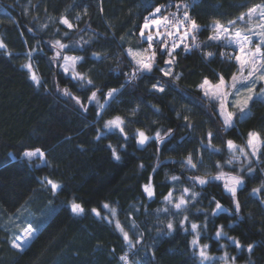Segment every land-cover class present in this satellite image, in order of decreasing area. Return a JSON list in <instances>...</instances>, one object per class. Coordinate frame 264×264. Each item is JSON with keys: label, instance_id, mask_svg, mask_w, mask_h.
<instances>
[{"label": "trees", "instance_id": "trees-1", "mask_svg": "<svg viewBox=\"0 0 264 264\" xmlns=\"http://www.w3.org/2000/svg\"><path fill=\"white\" fill-rule=\"evenodd\" d=\"M263 3L0 0V42L5 45L0 48V264H123L122 256L130 264H201L198 249L190 243L195 236L191 223L200 226V244H207L209 255L217 258L204 264H221L218 258L224 253L236 257L235 264H264V190L252 194L264 182V148L257 159L247 147L250 131L264 139V103L251 101L248 116L236 115L233 127L225 131L217 103L199 89L205 78L217 83L222 75L228 82L239 71L235 49L208 39L214 32L211 24L228 25L248 8ZM169 4H191V15L200 26V46L185 50L180 42L174 47L175 40L159 24L163 35L154 37L155 66L149 73L138 74L128 47L149 46L141 36L145 17L157 7L168 11ZM62 18L73 27L61 23ZM156 29L150 22L143 30L146 36ZM177 33L185 36L180 28L170 36ZM56 41L67 47L59 49ZM160 41H166V46ZM170 49H174L171 55ZM58 51L60 57L53 60ZM208 53L212 55L206 58ZM66 55L82 58L75 72L84 75V81L63 71ZM169 59L167 76L160 69ZM28 63L39 84L23 67ZM133 73L135 79H131ZM65 89L70 95L64 94ZM111 89L118 91L101 112L99 105L106 102ZM92 92L98 102L88 100ZM117 116L124 121L127 139L119 129L104 128L106 121ZM137 130L151 139L139 145ZM157 132L162 140L156 139ZM209 132L213 134L210 143ZM228 140L244 147L248 157L237 148L235 155L240 159L225 164L233 155ZM36 149L44 153L47 163L23 156ZM189 155L196 168L187 166ZM249 166L254 169L251 174ZM221 170L244 178L236 195L240 219L221 180L200 185L189 179H210ZM172 176L179 179L174 181ZM45 178L60 186L55 193ZM146 185L154 193L151 198L144 191ZM185 188L190 191L185 193ZM170 192L172 203L164 199ZM192 192L198 193L195 200ZM182 195L188 204L180 211L173 204ZM72 201L82 205V214L71 211ZM217 201L226 211L213 215L219 211ZM104 204L116 209L117 218L107 215ZM185 216L188 231L180 226ZM117 220L130 242L116 229ZM169 221L175 229L171 234L166 227ZM29 223L38 229L36 237L23 251L13 248L17 225ZM221 225L227 236L217 240ZM228 237L240 240L242 248L237 249ZM249 243L254 245L251 253Z\"/></svg>", "mask_w": 264, "mask_h": 264}, {"label": "snow or ice", "instance_id": "snow-or-ice-1", "mask_svg": "<svg viewBox=\"0 0 264 264\" xmlns=\"http://www.w3.org/2000/svg\"><path fill=\"white\" fill-rule=\"evenodd\" d=\"M161 7L155 8V11L151 13V15L154 17L151 20L152 24H160L161 19L164 21V27H167L168 24H171L172 21L174 20L176 24H179L182 27H187L189 31L195 33L196 31L199 30V25L196 23L194 19L190 17L188 12L185 10L183 11V16L182 18L177 16V13H170L169 16H163L161 18H156V14L161 13ZM177 7V12L181 10V8L186 9L187 5H176ZM171 17V19H170ZM245 17H247V20L245 21ZM258 18V20H257ZM79 19V17H77ZM237 21H245L247 25L249 26L245 31L247 34H243L242 31H236L234 36H226L225 34L229 32V29L225 27L224 25L220 24L219 21H216L213 23L212 28L215 32L214 35L210 36L208 39L210 41H224L228 45H235L236 48H238L239 53L234 56V59L237 61L239 64V74H233L231 76L230 82H226L224 77L221 75L219 77V83L211 86L210 82L205 78L203 83L200 85V88L204 90V95L207 97L210 101L211 100H216L220 102V116L223 119L224 123V129L227 131L228 128L233 127L232 123V112H227V107L229 104L228 97L229 96H234L235 99L231 101V106L235 109H238L239 112L242 115V118L244 115H246L245 110L248 108L249 102L255 100H259L261 103H264V87H261L259 93L256 92L255 85L257 82L264 81V5L257 4L251 8H248L246 13H241L239 17H237V20L229 21V24L231 25H236ZM61 23L67 25L69 28L73 27V25L66 19L62 18ZM255 22V23H254ZM175 26V25H173ZM149 27V18L145 17V24L143 26V29H147ZM259 29L258 31L256 29ZM141 30V36L144 37L147 42L149 43V47H152V41L154 39L153 35L149 33L147 36H145L144 30ZM163 35L162 33L157 32V36ZM170 36L171 33H168ZM185 36H187V32L185 33ZM255 36L258 38V41L254 42L252 37ZM193 42H195L196 37L195 35L192 36ZM162 44L166 46L167 42L166 41H160ZM255 44L254 48L250 47L251 45ZM55 45L58 46L59 49H64L67 47V45H64L60 43V41H56ZM179 45H174V47H178ZM199 47V45H196ZM5 45L0 42V48H4ZM188 46L185 45V50H187ZM174 49L168 50V54L171 55L172 51ZM146 51V50H145ZM128 54L130 56H133L135 59L137 53H133L131 49L128 50ZM61 53L58 51L56 56L53 57V60L59 58ZM95 55V54H94ZM212 53H208L206 58L208 56H211ZM223 56L224 53H221ZM29 58H31V52L28 53ZM233 58V57H230ZM81 57H68L65 56V65L62 67L64 68V71H68L67 67V62L71 61L72 62V67L74 69L75 64L81 60ZM153 62L155 60V53H152V56L150 58ZM137 64L139 65L138 72L143 73L145 71L151 72L153 63H146L143 62L142 60H137ZM166 63H171V61H166ZM23 67L27 68L29 72L31 73V79L36 82L37 84L40 83V78L35 74V72L32 71V65L31 63L23 65ZM245 69H247V75H244ZM161 72H164L165 75H169L170 72H165L164 69H160ZM73 79L84 81L86 78L84 75L78 73V72H73ZM136 78V73H133L131 76V79ZM175 79H179V75L175 77ZM87 84H92V81L89 79L87 80ZM205 86H209V88H206ZM153 88H157V85H153ZM159 91H164L163 87H160L158 89ZM117 89H111L107 93L108 98H113L114 94L117 92ZM247 93L246 96H242V93ZM65 95H70L69 91L67 89L64 90ZM76 99V102L80 104V100L77 97H74ZM89 101H97V94L96 92H92L91 96L88 97ZM98 102V101H97ZM107 103V101H106ZM81 107H84V105L81 104ZM101 112L104 109V105L101 104L99 105ZM87 110V109H85ZM101 112H97V115H101ZM135 113V110L133 114ZM187 119V117H185ZM124 121L121 117L117 116L111 120H108L104 124V128L108 130H113V129H119L121 134H124V128H123ZM171 130H169L170 132ZM137 135H138V144L139 145H144L147 141H149L151 138L145 135L143 131L137 130ZM212 132L208 133L209 137V143L211 142L212 139ZM100 136H97V139H99ZM124 138L127 139L126 134H124ZM156 139L162 140L163 138L160 137L159 132L156 133ZM111 148L112 146L109 145ZM227 147L230 152L233 153L232 157L226 161H224L225 164L232 165L235 161H238L240 159L239 156L235 155V151L237 148H239L240 153L245 156V158L248 157L249 153L245 151L244 147H240L236 145L232 140L227 141ZM247 147L251 149V155L254 157H257L259 159L258 153H260L261 149L264 148V139L261 138L260 134L255 132V131H250L248 133V139H247ZM216 151H219V149H216ZM112 155L116 160L120 159V156L117 154V151L115 148H112ZM23 156L25 158H28L29 160L33 157L39 156L41 161L44 163H47V161L44 158V153L40 149H36L35 151H26L23 153ZM251 162L249 161V164ZM187 166L191 168H196V164L193 162L192 156L189 155V157L186 160ZM217 168L222 169V165L217 162L216 165ZM248 172L249 174L254 172V169H252L250 166L248 167ZM172 180H178L179 178L176 176L171 177ZM190 180H195L198 182L200 185H205L206 183H209L210 180H225L224 183V189L227 193H230L231 198L235 204V213L237 215V219L239 218V211H240V204L239 201L236 199L237 195V188L242 187L244 185V178L240 175H231L225 173L223 170L219 171V173L215 176H211L209 178L205 177H190ZM45 183L47 185L51 186V191L53 193L56 192V190L60 187L57 183L54 181L45 178ZM262 190H264V182L261 183V185L257 188L252 189V194L256 195L260 193ZM144 191L147 193L149 198L153 196V191L150 185H146L144 187ZM190 189L185 188L184 192L188 193ZM198 193L192 192L191 193V198L193 200L196 199ZM172 193L170 192L168 196H165L164 199L168 201L169 203H172ZM188 201L185 199V197L182 195L179 197L178 202L173 204V207L177 210H184L187 207ZM71 211L77 215L82 214L84 212V208L80 203H77L75 201H72L70 203ZM103 207L105 209H109L108 204H104ZM216 209L219 210L218 212H214L213 215H218L219 212L226 211L221 204L217 201L215 205ZM110 213L113 217L116 216V209L111 208L109 209ZM165 212L168 211V209H164ZM92 212L95 213L97 216L100 215V213L97 211V209L93 208ZM104 219H107V217H104ZM188 220V217L185 216L182 221H180V226L183 228L185 231H188L187 228H184V223L185 221ZM111 222V221H109ZM115 227L117 230H119L123 234V238L125 241L130 242L129 234L127 231L124 230L123 226L120 224V222L117 220L115 222ZM133 227L135 225L133 224ZM167 229H168V234H171L174 229V225L171 221L167 223ZM206 227V225H205ZM223 225H221L216 233V239L219 240L222 236H227V233L223 231ZM200 226L196 223H191V231L195 233L194 238L190 242L191 245L195 248L198 249V252L196 253L200 259L201 264H204L205 261H213L217 258L209 255L208 253V245L203 244L201 245L199 242L200 239V232L198 229ZM38 231L37 228H34L31 223L28 224V226L24 229H22L23 235L22 236H16L15 239L12 241V247L16 248L20 251L24 250L25 245L30 241V239L34 236V234ZM228 239L232 242V244L235 245L237 249H241L242 245L240 240H238L235 237H228ZM19 241V243L17 242ZM220 247H224V245H220ZM254 245L249 243L247 245V251L251 253L253 251ZM122 260L127 261V256H122ZM221 261V264H235V259L236 257H231L229 258L228 253H224L222 257L218 258Z\"/></svg>", "mask_w": 264, "mask_h": 264}, {"label": "rangeland", "instance_id": "rangeland-1", "mask_svg": "<svg viewBox=\"0 0 264 264\" xmlns=\"http://www.w3.org/2000/svg\"><path fill=\"white\" fill-rule=\"evenodd\" d=\"M260 5H264V3L263 4H260ZM247 20V17H245V21ZM257 20H258V18H257ZM245 21H237V24L236 25H231V24H228V25H224V24H222V25H224L225 27H227L228 29H229V32L228 33H226L225 35L226 36H234L235 35V32L236 31H242L243 32V34H247L246 33V29L249 27L248 25H247V23L245 22ZM255 23V22H254ZM221 24V23H220ZM155 28H157L155 31H154V33L153 32H151V34L153 35V37H157V32H159L158 31V26H159V24H152ZM211 25H213V24H211ZM163 26V21L161 20V22H160V26L159 27H161V28H164V27H162ZM257 31L259 30L258 28L256 29ZM178 31V30H177ZM160 33V32H159ZM215 34V32H213V34L212 35H214ZM148 35V34H147ZM146 35V36H147ZM211 35V36H212ZM161 36V35H160ZM160 36H158V38L160 37ZM183 38V39H182ZM182 38L181 37H179V33H177L175 36H169V39H174L175 40V43H176V45H179L178 44V41H180L181 40V43L180 44H182V45H187L188 47H190L191 48V46H190V44L188 43V42H185V40H184V38H185V36H182ZM168 39V40H169ZM252 39H253V41L254 42H256V41H258V38L257 37H255V36H253L252 37ZM164 40V39H163ZM152 42H154V39H153V41ZM215 42H221L222 44H224V45H228V44H226L224 41H215ZM228 46H231V47H233L234 49H235V51L237 52L235 55H237V54H240L239 53V50H238V48H236V46L235 45H228ZM254 46H255V44H253V45H251L250 47H252V48H254ZM152 48H154L153 46L150 48L149 46H139V45H137V46H129L128 47V50L129 49H131L132 50V52L133 53H137L138 55H136V57H135V59L133 58V56H130L129 54V57L132 59V61H133V63H134V65H135V71H136V73H138L139 74V72H138V68H139V65L137 64V60H142L143 62H146V63H153V67L155 66V60H154V62L150 59L151 58V56H152V53H153V49ZM146 50V51H145ZM66 56H68V57H79V56H74V55H66ZM80 61V60H79ZM78 61V62H79ZM168 61H170V59L168 60ZM65 60H63V62L61 63L62 64V66L63 65H65ZM76 65H77V63L75 64V67H74V69H73V67H72V62L71 61H68L67 62V67H68V71L67 72H65L64 71V68L62 67V69H63V71L65 72V73H67V74H70V75H72L73 76V72H75V69H76ZM239 66V65H238ZM153 67H152V69H153ZM161 69H164L165 70V72H170L171 73V66H170V63H167V65L164 67V68H161ZM143 73H149L148 71H145V72H143ZM141 74V73H140ZM163 74H164V72H163ZM237 74H239V71H238V73ZM170 75V74H169ZM244 75H247V69H245V72H244ZM168 76V75H167ZM228 82H230V81H228ZM219 82H217V83H212V82H210V85L211 86H214V85H216V84H218ZM206 88H209V90H211L210 89V87L209 86H205ZM261 87H264V81H261V82H257L256 83V85H255V88H256V92L257 93H259V91H260V89H261ZM199 89H201L200 88V86H199ZM201 91H202V94L204 95V90L203 89H201ZM116 94V93H115ZM114 94V95H115ZM247 95V93L245 92V93H242V96H246ZM205 96V95H204ZM106 101H107V103H108V101L111 99V98H108L107 96H106ZM235 99V97L234 96H229L228 97V100H229V104H228V107H227V112H232L233 113V116H232V123L234 124V117L236 116V115H239L240 114V116L242 117V115H241V113L239 112V110L238 109H235V108H233L232 106H231V101L232 100H234ZM213 101H215L216 103H217V105H218V113H219V115H220V102L219 101H216V100H213ZM251 102V101H250ZM250 102H249V105H248V107L250 106ZM106 102L105 103H103L104 104V106L107 104ZM249 108H247L246 110H245V112H246V115H244L243 117H245V116H248V114H249ZM221 117V116H220ZM221 120L223 121V119H222V117H221ZM224 124V123H223ZM229 129V128H228ZM251 150V149H250ZM37 157V159L39 158V160H41L40 159V157L39 156H36ZM33 158H35V157H33ZM42 162V161H41ZM230 174V173H229ZM232 175V174H231ZM222 181V183H225V180H221ZM239 188V187H238ZM237 188V189H238ZM58 190V189H57ZM56 190V191H57ZM111 208H113L112 206H109V209H111ZM109 209H105V210H107V215H109V217L111 216L112 217V215H111V213H110V210ZM24 210H23V215H25L24 214ZM54 212H55V210H54ZM36 216V215H35ZM37 217V216H36ZM116 218H117V214H116V216H115ZM114 217V218H115ZM27 223V222H26ZM28 226V224H22L21 226L20 225H17V227H19L18 229H19V231H15L16 232V235H13V236H22L23 235V232H22V229H24V228H26ZM32 226L34 227V225L32 224ZM35 228V227H34ZM35 234H37V232L35 233ZM34 234V236L30 239V241L27 243V245H25V247H24V249L32 242V240L36 237V235ZM15 237H14V239H15ZM13 239V240H14ZM18 243H19V241H17ZM16 249V248H15ZM18 250V249H17ZM129 259H128V257H127V261H124L123 260V264H130L129 262Z\"/></svg>", "mask_w": 264, "mask_h": 264}, {"label": "built area", "instance_id": "built-area-1", "mask_svg": "<svg viewBox=\"0 0 264 264\" xmlns=\"http://www.w3.org/2000/svg\"><path fill=\"white\" fill-rule=\"evenodd\" d=\"M169 5L170 6H169L168 11L165 9H161V13L156 14V18H161L163 16H169L170 13H177V16L182 18L183 11L186 10L188 12V14L190 15V17L193 19L192 15H191V10H190L191 4H186L187 8L186 9L181 8V10L179 12H177V7L173 6L172 4H169ZM178 5H181V4H178ZM148 18H149V23H150L154 17L148 16ZM170 19H171V17H170ZM163 25H164V21H163ZM173 25H175V26H173ZM162 27H164V26H162ZM179 28L182 29L184 31V33L187 32V36L184 38L185 42H188L192 48L198 49L199 47H197L196 45L198 44L200 46V40H199V36L197 34L198 33L197 31L195 33H193L191 31H189V29L187 27H182L179 24H176L174 20L172 21L171 24H168V26L164 27L163 29L166 30L167 34L171 33V35H172V34H174L175 31L179 30ZM193 35H195V37H196L195 42H193V39H192ZM180 42H181V40L178 41V43H180ZM152 46L155 47L154 42H152Z\"/></svg>", "mask_w": 264, "mask_h": 264}]
</instances>
